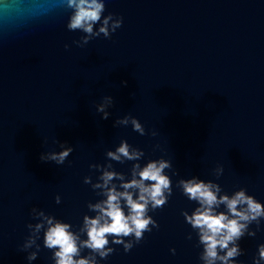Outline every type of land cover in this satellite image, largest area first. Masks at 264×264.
I'll return each instance as SVG.
<instances>
[{
    "label": "water",
    "instance_id": "1",
    "mask_svg": "<svg viewBox=\"0 0 264 264\" xmlns=\"http://www.w3.org/2000/svg\"><path fill=\"white\" fill-rule=\"evenodd\" d=\"M105 5L104 14L122 17V26L83 47L73 43L83 33L66 28V9L36 20L0 16V264H28L20 246L26 225L37 222L31 208L77 227L92 215L87 204L100 197L84 177L96 182L89 165H103L121 139L145 159L171 160L178 175L168 203L149 213L158 229L127 253L113 246L100 264H200L195 234L186 239L192 230L181 212L194 205L174 187L180 178L211 179L228 193L243 187L264 203V0ZM105 96L113 98L106 120L96 111ZM125 115L146 134L113 127ZM57 142L73 152L63 165L42 162V152L60 150ZM112 163L127 174L132 162ZM261 228L240 241L238 264H251L264 221ZM38 243L33 264H52Z\"/></svg>",
    "mask_w": 264,
    "mask_h": 264
},
{
    "label": "clouds",
    "instance_id": "2",
    "mask_svg": "<svg viewBox=\"0 0 264 264\" xmlns=\"http://www.w3.org/2000/svg\"><path fill=\"white\" fill-rule=\"evenodd\" d=\"M65 9L69 11L66 28L83 33L79 40L73 41L78 47L101 35L109 38L122 26V17L104 14L105 0H0V16L5 19H11L14 13L21 21L36 20ZM122 84L126 85V81ZM112 105L111 96L103 97L96 105L101 119L109 118L108 109ZM128 125L139 135L146 134L144 126L134 116L125 115L113 122V127ZM150 134L156 136L154 131ZM57 143L60 150L42 152L39 157L42 162L64 164L74 149L67 142ZM105 157L103 165H89L99 173L96 182H92L91 176L84 177L83 183L89 184L100 199L87 204L92 215H83L78 227L42 209H30L32 220L37 222L26 225L29 234L20 246V251L27 253L28 264L37 260L41 240L43 248L51 252L52 264H100L114 252L113 246L122 245L127 253L141 242L145 233L158 229L159 225L149 213L165 206L173 195L171 177L178 173L172 169L171 160L145 159L142 149L124 139L114 150L106 151ZM112 162L132 163L125 174L117 171ZM222 173L223 167L217 166L212 174L218 180ZM174 187L194 205L191 213L182 211L181 215L192 230L186 239L191 240L195 234L200 264H238V258L244 255L240 241L255 237L262 230L264 203L243 187L228 193L219 183L198 175L180 178ZM55 203H61L59 195ZM253 224L255 230L250 227ZM170 252L175 254V249ZM251 264H264V243L257 244Z\"/></svg>",
    "mask_w": 264,
    "mask_h": 264
}]
</instances>
